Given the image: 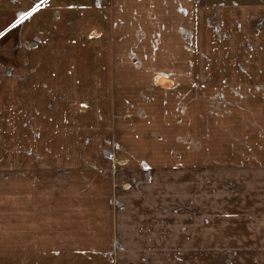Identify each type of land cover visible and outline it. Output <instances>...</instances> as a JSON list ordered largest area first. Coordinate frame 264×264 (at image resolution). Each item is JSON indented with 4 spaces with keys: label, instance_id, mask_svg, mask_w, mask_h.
I'll list each match as a JSON object with an SVG mask.
<instances>
[{
    "label": "crops",
    "instance_id": "1",
    "mask_svg": "<svg viewBox=\"0 0 264 264\" xmlns=\"http://www.w3.org/2000/svg\"><path fill=\"white\" fill-rule=\"evenodd\" d=\"M37 2L0 0V264H264V0Z\"/></svg>",
    "mask_w": 264,
    "mask_h": 264
},
{
    "label": "rangeland",
    "instance_id": "2",
    "mask_svg": "<svg viewBox=\"0 0 264 264\" xmlns=\"http://www.w3.org/2000/svg\"><path fill=\"white\" fill-rule=\"evenodd\" d=\"M202 6H209V2H202ZM200 4V5H201ZM90 36V35H89ZM3 179L0 178V186H3L5 184L2 183ZM7 182V181H6ZM169 192L166 197L168 196L169 204H170V210L167 211L168 215L167 218L169 219L170 222L173 223L174 227L173 229L176 230V219H177V179H171V184H169ZM8 187V186H7ZM155 186L153 187V189ZM152 189V191H153ZM161 197V195H159ZM167 200V201H168ZM166 202V200H165ZM164 202V203H165ZM161 211L155 210L152 212V218L153 219H161L163 217ZM164 263H169V264H177V259L176 258H164L162 259Z\"/></svg>",
    "mask_w": 264,
    "mask_h": 264
},
{
    "label": "snow or ice",
    "instance_id": "3",
    "mask_svg": "<svg viewBox=\"0 0 264 264\" xmlns=\"http://www.w3.org/2000/svg\"><path fill=\"white\" fill-rule=\"evenodd\" d=\"M43 6V0H39V2L35 3V5L33 7H31V10L30 11H27V12H21V17H31L33 15V13H36L38 11V9L40 7ZM21 21L20 19H17L16 20V23L19 24ZM0 35H3V33H0Z\"/></svg>",
    "mask_w": 264,
    "mask_h": 264
}]
</instances>
